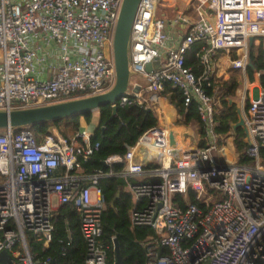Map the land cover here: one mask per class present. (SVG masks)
<instances>
[{"label": "built area", "instance_id": "2783aa9c", "mask_svg": "<svg viewBox=\"0 0 264 264\" xmlns=\"http://www.w3.org/2000/svg\"><path fill=\"white\" fill-rule=\"evenodd\" d=\"M160 1L138 3L128 50L131 76H145L146 89L152 92L169 84L180 91L185 106L194 103L204 128L201 140L171 146L170 134L154 125L123 154L105 158L108 167L121 163V172L85 173L80 159L88 160L99 147L90 140L93 133L87 131L86 120L70 138L50 132L38 140L25 127L0 131V254H8L0 264L53 262L32 244H50L55 212L67 204L79 216L86 244L84 264H106L107 245L100 239L105 201L98 181L116 175L141 178L129 182V188L146 202L131 209L130 221L151 228L141 243L145 264H264V87L256 88V96L255 87L240 96L249 140L242 151L249 159L245 164L218 159L214 115L220 99L207 92L217 78L219 53L244 77L251 50L261 49L264 61V0H195V18L178 14L183 33L179 44L166 50L169 36L163 30L164 19L157 16ZM120 4L121 0H0V110L109 90L115 79L112 37ZM195 42L200 43L196 70L186 63ZM156 58L159 66L146 72L145 65ZM42 63L49 70L44 78L36 69ZM132 104L144 106L139 93L129 89L116 102ZM140 150L153 151L156 164L136 160ZM147 177L158 179L141 181ZM189 189L203 206L187 200ZM176 195L184 200L183 207L176 204ZM65 249L60 248L61 255Z\"/></svg>", "mask_w": 264, "mask_h": 264}, {"label": "trees", "instance_id": "16d2710c", "mask_svg": "<svg viewBox=\"0 0 264 264\" xmlns=\"http://www.w3.org/2000/svg\"><path fill=\"white\" fill-rule=\"evenodd\" d=\"M200 43L195 42L187 51V65L197 69V61L195 53L199 49ZM251 63L255 71H262L260 83L264 87V61L262 51L259 50L257 55L250 54ZM247 75L252 77V69L247 68ZM207 92L216 93L222 103V107L214 115V132L217 135V144L222 143V139L232 129V124L236 121V113L233 106H228L225 100L233 88H225V86L214 89L215 79L211 81ZM177 98V105L181 111L186 112V119H195L200 121L197 115L194 103L185 106L181 93L178 89H174ZM97 123L90 137L92 143L98 142L99 147L90 156L88 160L80 159L82 169L85 173H90L94 169H102L105 171L112 170L116 173L121 172L123 165L121 163L113 164L108 167L103 164L105 158L113 154H123L128 145L133 144L147 129L155 125V118L151 112L146 111L144 106L132 104L118 106L116 114L112 116L110 104L101 106L97 111ZM93 112L77 115L54 123H43L34 126H27L30 131L40 140L43 136L50 133V128L58 129L61 134L73 136L79 129L81 120H86L90 124ZM200 134H204V128L200 122ZM234 144L235 149L239 152L237 159L238 164L248 163L249 159L242 155V151L246 147L244 142V133L240 128L235 129ZM264 157V153H262ZM98 187L101 190L105 201V209L101 215L102 234L101 241L107 245L106 264H115L116 254L114 250V241L117 242L118 252L120 254L122 264H145L147 257L145 249L141 246L142 241L151 233L148 226L132 225L130 221V211L133 206L141 208L146 202L145 198L134 202L133 196L126 188V179L123 176L103 177L98 181ZM120 189L119 196L114 201V208H110V202L114 198L116 191ZM187 200L196 204H200L196 200L195 192L188 190ZM184 200L180 195H176L175 202L178 206H184ZM200 206H203L200 204ZM54 230L50 244L42 248L40 245L33 243L32 248L40 252L42 256H49L53 259L50 264H84L86 256V244L79 232V216L72 205H62L55 212ZM114 238L112 240L111 238ZM69 242V244H67ZM65 246V254L61 255L60 248ZM163 252V249H162Z\"/></svg>", "mask_w": 264, "mask_h": 264}, {"label": "crops", "instance_id": "0c3cea01", "mask_svg": "<svg viewBox=\"0 0 264 264\" xmlns=\"http://www.w3.org/2000/svg\"><path fill=\"white\" fill-rule=\"evenodd\" d=\"M194 1L195 0H164V1L161 0L159 2L157 6V16L164 19L163 30L169 36V39L166 40L165 42V50L172 48L173 46L174 47L177 46L180 42V36L183 33L184 27L177 18L178 14H182L191 19L195 18L193 11ZM163 53L164 52L162 47L160 49V56L162 58H163ZM251 53L252 55L256 56L258 52L257 51L254 52L253 50H251ZM216 61L217 63H215V75L217 78L215 79V81L216 82L218 81L217 82L218 87H222V86H225V88L235 87L233 93H230L229 96L225 98L227 105L229 107L233 106L234 110L236 109V106H238L239 109H241L240 96L243 90L245 92V90L249 89V87L250 88L255 87L253 93L256 96L259 89L256 84L259 82V78L262 75V71H255L252 63L250 62L249 64H251V67L248 64L247 68L252 69V77L255 76V80L257 82L254 83L253 81L252 83H248L249 80H250L249 82H251L252 77L251 78L247 76L244 77L242 71L231 69L227 57L224 53H219L217 55ZM36 69L38 70L37 71L38 76L41 78H44L49 74L48 65L46 63L40 64V66L36 67ZM240 81L244 83V86L239 96L238 86ZM147 82L148 80L145 76L134 75V77L130 78L129 91H132L134 93L135 92L139 93L145 109L149 110L148 112H151L155 118V122H156L155 126H159L160 128L165 129L168 132V134H172L175 142V146L177 147H181L189 142L193 144H197V142H199L202 138L200 134V122L198 120L196 121L195 119H190V120L186 119L187 118L186 112L181 111L180 107H178L177 105L178 103L177 98L175 95H173L174 88H172L169 84H166L163 91L152 92L146 89ZM134 83H138L139 86L135 88L133 85ZM222 105L223 104L219 102V105L216 108V112H218L221 109ZM83 120L84 119L81 120L80 126L82 125ZM236 121H237V114H236ZM236 121L234 123H236ZM233 124H232V129L222 139L223 140L222 143H220V145L217 144L218 151L216 152V155L218 159L221 160L222 162H226V161L237 162V159L239 157V152L235 149L234 132L235 129L240 127L233 128ZM240 129L244 133L243 129L242 128ZM91 133H93V130L91 131ZM244 142L246 143L245 133H244ZM149 151L150 148L148 149V152ZM148 152H146V150H140L138 152V155H136V160H141V161L146 160L148 161V164H156V161H153L151 157L154 152L151 151L149 154ZM147 176H151V175H147ZM123 177L126 179V188L132 194L134 202L139 201L140 199H136L132 191L130 190L129 182H137L140 181L141 178L139 177L131 178L125 176ZM154 179H158V177H147L141 181H151Z\"/></svg>", "mask_w": 264, "mask_h": 264}, {"label": "water", "instance_id": "95a60500", "mask_svg": "<svg viewBox=\"0 0 264 264\" xmlns=\"http://www.w3.org/2000/svg\"><path fill=\"white\" fill-rule=\"evenodd\" d=\"M140 0H121L113 37H112V59L114 65L115 79L112 87L106 92L70 99L67 101L29 107L18 108L12 110H0V130L34 126L43 123H54L65 118L82 115L88 112L97 111L101 106L110 104L112 116L116 114L118 106L116 102L127 92L131 78L129 69L128 50L130 46V31L133 18ZM253 38H249V46L252 45ZM159 66V58L152 63L145 65V71L150 72ZM251 67V64H249ZM149 111V110H146ZM235 112L237 121L233 124V128L240 127L245 133V141L249 142L247 130L238 106ZM171 146L175 145L173 135H169ZM118 189L114 198L110 202V208H114V201L120 194ZM114 250L116 254L115 264H122L120 254L118 252L117 242L114 241ZM8 258L6 252L0 254V259Z\"/></svg>", "mask_w": 264, "mask_h": 264}, {"label": "rangeland", "instance_id": "374dc122", "mask_svg": "<svg viewBox=\"0 0 264 264\" xmlns=\"http://www.w3.org/2000/svg\"><path fill=\"white\" fill-rule=\"evenodd\" d=\"M259 50H261V49H259ZM258 50V51H259ZM132 77H134V76H131V78ZM249 79V78H248ZM248 79H247V81H248ZM250 81V80H249ZM248 81V83H252L253 81H254V83H256L257 81L255 80V76H253L252 78H251V82H249ZM257 85V87L258 88H262V85H261V83H260V78H259V82L256 84ZM243 86H244V83L242 82V81H240L239 82V86H238V95L240 96V94H241V91H242V89H243ZM252 88V87H251ZM250 87H249V89H251ZM96 123H97V115H96V111H94L93 112V116H92V120H91V122H90V124L88 125V127H87V131L88 132H91L93 129H94V127H95V125H96ZM25 128H27L28 129V127H25ZM4 129H1L0 131H3ZM50 130V132H53V133H55V134H57V135H61V136H63L62 134H61V132L58 130V129H56V128H50L49 129ZM67 137H71L70 135L69 136H67Z\"/></svg>", "mask_w": 264, "mask_h": 264}, {"label": "bare ground", "instance_id": "6f19581e", "mask_svg": "<svg viewBox=\"0 0 264 264\" xmlns=\"http://www.w3.org/2000/svg\"><path fill=\"white\" fill-rule=\"evenodd\" d=\"M177 130V129H176Z\"/></svg>", "mask_w": 264, "mask_h": 264}]
</instances>
